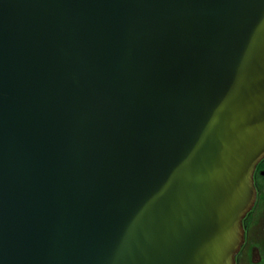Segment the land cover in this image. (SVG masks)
Wrapping results in <instances>:
<instances>
[{"label": "water", "instance_id": "95a60500", "mask_svg": "<svg viewBox=\"0 0 264 264\" xmlns=\"http://www.w3.org/2000/svg\"><path fill=\"white\" fill-rule=\"evenodd\" d=\"M264 158V0H0V264H236Z\"/></svg>", "mask_w": 264, "mask_h": 264}, {"label": "flooded vegetation", "instance_id": "af4514ba", "mask_svg": "<svg viewBox=\"0 0 264 264\" xmlns=\"http://www.w3.org/2000/svg\"><path fill=\"white\" fill-rule=\"evenodd\" d=\"M256 197L243 218L244 242L235 256L236 264H264V158L254 171Z\"/></svg>", "mask_w": 264, "mask_h": 264}]
</instances>
